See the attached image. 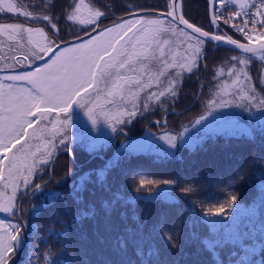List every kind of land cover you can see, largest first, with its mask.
Wrapping results in <instances>:
<instances>
[{"label": "snow or ice", "instance_id": "snow-or-ice-1", "mask_svg": "<svg viewBox=\"0 0 264 264\" xmlns=\"http://www.w3.org/2000/svg\"><path fill=\"white\" fill-rule=\"evenodd\" d=\"M177 4L178 0H168L167 9L163 12L154 9H141L139 12L129 10V18H118L111 27L99 28L110 12L109 5L101 4L88 21L91 30L97 32L96 35H92L88 28H82V32H88L87 39L82 35L64 39L61 38L54 13V2L48 4L44 15L33 16L31 12L22 10L15 0H0V13L21 14L30 20L44 22L49 28L47 33L43 28L35 29L48 43L41 46L38 52H32L31 61L27 56L23 60L13 57L14 62L7 70L9 74L0 76V181H3V188H10L12 193L5 199L4 193L0 192V213L17 217L18 208L14 201L19 199L22 205L29 197L35 199L37 194H42L45 196L42 203L32 206V219H37L45 209L51 208L49 218L63 224L59 220L60 209L57 207L63 194L48 189L49 183L54 182L48 170L49 159H40L37 163L40 146L37 145L33 150L31 145L20 143L29 136L28 129L35 124L43 121L44 127L39 129V135L33 129V139H43V134L51 125V140L58 137L63 151L70 153L73 143V106L85 108L92 125L85 135L92 138L93 133H98L87 150L91 155L104 159L101 153L114 143V138L99 130L98 114L94 107L101 95L106 97L104 107H118V101L124 100L127 88L133 99L131 108H120L113 117H109L104 107L99 113L109 122L112 133L126 135L125 129L138 116L143 119L147 113L157 110L166 116V104H171L175 111V101L179 97L185 72L192 75L202 64L207 67L206 46L209 44L213 48L224 44L236 50L237 54L230 57L232 71L229 74L236 76L234 83H239L241 76L245 81H250L246 68L253 58L264 62V0H208L212 9L210 30L190 23L182 12L177 11ZM229 5L238 6L239 10L233 11ZM249 9L254 11L249 12ZM73 10L78 12L79 5H75ZM145 12L149 14H143ZM242 12L244 16H241ZM236 17L240 18L243 26L231 22ZM75 20L76 17L68 13L62 17V22ZM221 20L233 32L239 33L242 39L224 32L220 27ZM80 23L83 25L85 22ZM33 31V28H24L21 24H0V32L7 34L10 40L26 32L31 42ZM0 70H3L2 65ZM218 75L223 76V71ZM153 85L157 91L151 90ZM89 89L93 91L89 92ZM146 89L148 91L145 93ZM140 93L146 95L143 102H138ZM260 93L258 95L255 88L245 90L242 87L232 90L225 88L222 93H212L204 102L205 110L192 121L191 128L185 126L178 134L166 130V119L154 120L152 123L164 129L161 134L149 131L142 139H130L120 144L102 168L85 171L71 182L68 195L77 207L73 211L65 203V211L73 223L92 220L96 244L114 254L115 258L99 256L100 264H182V261L189 259V254L180 243L185 224L189 231L184 243H197L193 264H201L197 256L204 251L211 254L215 264H222L217 250L226 245L233 247L227 254V264H250L253 255L264 246L256 242L257 236L264 237V221L260 220L257 205L246 208L242 203L238 204L237 195L226 194L223 201L217 200L204 208L199 217L194 209H189L190 219H180L171 224L166 217L161 216L146 232L148 221L146 217L141 218L137 203L177 204V188L187 197L188 194L197 193L195 185L199 182L193 180L185 186L184 177L148 179L141 175L137 179V175L144 170L123 169L122 161L149 155L157 147V155L162 153L161 158L174 157L185 145L195 148L209 137L214 139L218 135L224 136L226 140L251 139V128L240 123L236 117L246 114L249 119H254L257 113H264V81H261ZM153 100L155 103H151ZM201 100L197 98L198 103ZM233 109H239L240 112L230 111ZM113 119L115 123H112ZM260 126L264 130V115L260 117ZM51 140L49 146L55 149ZM161 141L164 144H160ZM17 144H20L19 148H16ZM41 155L51 158L53 152H42ZM118 168L133 193L130 198L125 195L123 185L113 190L108 182L109 174ZM93 177L96 179L93 180ZM244 179L242 172H238L230 183ZM255 179L261 193L260 202L264 204V174H257ZM64 180H67V176ZM55 182L63 187V181ZM90 184H95L109 194L108 198H100L99 209L96 202L85 201V192L95 195L94 189L89 188ZM142 192L145 194L141 195ZM190 203L195 205V201ZM200 224L207 227V235H200L197 230ZM33 227L34 224L25 219L23 212L14 222L12 219H0V264H35L37 253L48 259V253L32 243ZM48 231L58 240L66 236V231L56 232L54 228ZM158 238L160 244L157 243ZM81 239H87L86 235ZM246 240L253 243L245 244ZM40 243L48 246L46 238H42ZM60 246L66 249L68 245L61 243ZM56 247V242H53L52 249ZM130 248L135 259L129 256ZM172 249L176 250L175 253ZM21 254H25L24 261L17 260ZM76 259L83 264H90L83 253ZM257 264H264V261H258Z\"/></svg>", "mask_w": 264, "mask_h": 264}, {"label": "trees", "instance_id": "trees-1", "mask_svg": "<svg viewBox=\"0 0 264 264\" xmlns=\"http://www.w3.org/2000/svg\"><path fill=\"white\" fill-rule=\"evenodd\" d=\"M76 1L77 0H15L22 8H26L34 14L46 11L48 4L54 2V13L58 21L61 38L64 39H71L77 35H84L87 33L82 32L80 28L74 26L70 22H62V17L65 13H69L73 9ZM88 3L97 8H100L101 4L110 6L108 17L104 18L99 24L100 28H104L113 25V21L117 20L118 17L129 14V10L140 11L141 9H154L157 11H165L167 9L168 0H88ZM37 5H39V7H36ZM248 11L251 12L254 11V9H249ZM183 13L189 22L205 30L211 29L207 0H183ZM241 16H244L243 12ZM9 21L23 20L19 16L4 20L0 19V22ZM231 22L236 23L235 20ZM219 23L224 32H227V34L232 35L236 39H242L239 33L233 32L230 28L225 26L222 20L219 21ZM32 25L43 26L45 30H47L46 32H49L48 27L44 23H35ZM238 25L243 26L241 22ZM248 27L249 29L251 28V23H249ZM257 28H259V25H257ZM206 50L208 53L206 57L207 67L205 68L202 64L197 72L192 75H186L187 77L185 76L180 87L178 102L175 105L176 112L169 113L166 116L163 114L160 115V117L164 116L167 118V125L178 128V124H176L178 120L183 121L190 119L194 121L198 118L201 113V102L198 103L197 98H202L203 95L212 91L211 86L216 81L214 78V66L222 63L220 60H223V56L229 58L237 54L236 51L221 47L212 49L211 46ZM18 59L19 58H17V60ZM254 61L256 62L253 63L251 67L253 71L251 77L260 92L264 62H260L258 59ZM171 110L172 109H169L167 112ZM158 114L159 113L156 111L151 112L150 114H146L143 119L138 116L137 119L125 129L126 135L118 133L116 142L117 147L130 139H142L148 130H157L161 128L152 123V121L155 120L154 118L151 119L154 115L159 116ZM188 127L191 128V126ZM200 135H203V133ZM196 138L199 139V136ZM71 147L72 151L70 153L64 152L63 147H59L57 151L62 152L56 156L53 168L48 169L54 181L49 183V191L56 190L63 194L62 199H60L57 204V207L60 209L59 220L62 221L63 224L56 223L49 218L52 211L51 208L45 209L38 215L37 219H32V206H38L42 203L45 199V196L42 194H37L35 199L29 197V199L24 201L20 206V212H23L25 219L26 217L28 219L30 217L34 224L32 229L34 234L32 243L36 248L48 253V259H45L37 253L35 264H53V262L54 264H82V261L76 259L81 253L87 257L90 264H100L99 256L101 255L108 258H115L110 250L104 249L102 246L96 244L93 235L94 223L92 220L86 219L82 223H73L71 217L65 211V203L70 210L74 211L77 207L72 197L68 195V187L71 182L85 171L102 168L105 161L113 156L115 146L112 144L107 150L101 153L104 159L91 155L84 146L78 143H72ZM158 152L159 149L156 148L149 155H139L131 159L123 160L122 168L143 169L144 171L137 175V179H139L141 175L148 179L184 177L183 183L185 186L193 180L199 183L195 185V187H197V193L188 194L187 197L177 188L175 195L179 197V201L174 205L160 202L137 203L136 208L141 218L143 219L146 217L148 221L145 229L146 232L161 216L166 217L167 221L171 224L180 219H190L189 209H194L197 217H199L204 208L210 206L217 200L223 201L226 198V194L237 195L238 204L242 203L246 208L257 205L260 220L264 221V204L260 202L259 198L261 193L258 190L255 179L257 174H264V130H252L251 139L226 140L224 136L219 135L214 139L209 137L204 140L202 144H197L195 148H190L185 145L183 149L177 152L176 156L170 158H161L162 153L157 155ZM179 157H182V159ZM238 172H242L245 179L230 183V181L234 180L237 176ZM65 176H67L66 181L64 180ZM95 179L96 177H93V180ZM55 181H63V187H59ZM108 182L113 186V190L123 185L125 195L129 198L133 195L128 187L126 178L122 175L121 169H113L108 176ZM89 188L94 189L95 195H90L85 192V201L96 202V206L99 209L100 198H108L109 194L96 187L95 184H90ZM144 194L143 192L141 193V195ZM191 201H195V205L191 204ZM233 211L235 212V209H233ZM12 220L14 222V219ZM52 228H54L56 232L66 231V236H62L58 240L55 235H50L48 229ZM197 230L201 236L207 235L208 229L205 225L200 224ZM188 231L189 229L185 224L183 226L184 234L180 237V243L184 247L185 252L189 254V259L187 261H182V264H193V256L196 255L197 243H184ZM85 235L87 239H81V237ZM42 238L48 240L47 247L40 243ZM53 242L57 244L54 250L52 249ZM246 242H248V245L253 243L251 240H246ZM256 242L264 245V237L257 236ZM61 243H67V248H62L60 246ZM157 243L160 244L159 238L157 239ZM48 247H50V249L46 252ZM161 247H163L162 244ZM171 251L175 253L176 250L172 249ZM261 251L264 253V246H262L258 252ZM129 256L135 259L131 248L129 249ZM18 258L19 261H24L25 255L21 254L17 257V260ZM197 259L201 261V264H215L211 259V254L206 251L197 256ZM224 261L225 263L222 262V264H227V256H225Z\"/></svg>", "mask_w": 264, "mask_h": 264}, {"label": "rangeland", "instance_id": "rangeland-1", "mask_svg": "<svg viewBox=\"0 0 264 264\" xmlns=\"http://www.w3.org/2000/svg\"><path fill=\"white\" fill-rule=\"evenodd\" d=\"M75 5H79V11L77 12V11H74L72 9L68 13V14L74 15L76 17V20L74 22H70V23H72L74 26L80 28L81 30H82V28H88L89 30H91V26L88 24V21L92 18V16L94 15L95 11L97 9H99V8H97L96 6H92L90 3H88V0H77ZM228 7L231 10H233V11H235L236 9L239 10L238 6L229 5ZM22 10H26V11L31 12L30 10H28L26 8H22ZM44 14H45V11H41L38 14L32 13L33 16H42ZM17 16L22 18L23 21L0 22V24H21V25H23L24 28H29V27L33 28L34 31L31 34V42H29V36H28V34L26 32L16 35L15 39H11V40L8 38L7 34H4V33L0 32V58H2V59H0V65H2V69L3 70L4 69L8 70V66L14 62L13 61V57H15L16 59L19 58L18 60H23L24 57L27 56L28 60L31 61L32 60V52L33 51L38 52L39 48L41 46H46V44L48 43V41L45 40V38L41 35V33L35 31V29L43 28V26H30V25H28L29 24L28 22L33 23V24H35V23H44V22H38V21L30 20V19L24 17L21 14L0 13V19L1 20L8 19V18H13V17H17ZM234 20L236 21L237 24H239L241 22L239 17H236ZM80 21H84L85 23L82 25L80 23ZM44 31H45V29H44ZM96 34H94V35H96ZM211 46L212 45H210V44L207 45L206 49L210 48ZM230 57L227 58V57L223 56V58H222L223 60H220V62H222V63L220 65L214 66V70H215L214 78H215L216 81L211 86V90L212 91H210L206 95L202 96L201 113L205 110L204 109V102L209 98L210 94L215 93L217 91L222 93L223 89H225V88H227L229 90H232L233 88H237V87H242L245 90H247L249 88H255L257 90V94L260 95V92H259L256 84L254 83V81H253V79L251 77L252 74H253V71L251 70V67H252L253 63L256 62L254 60H257V58H253V60L250 63V65L246 68V73L251 78L250 81H245L244 77L241 76L240 77V82L239 83H234L236 81V76L229 74L230 71H232V63L230 61ZM38 62L39 61H35V63H38ZM42 63H40V64H42ZM237 67H239V66H237ZM3 70H0V76H4L6 74H9L8 71H3ZM221 70L224 73L223 76H219L218 75V73ZM186 75H189V74H187L185 72L184 78H185ZM262 81H264V70H262ZM151 90L152 91H157L158 89L156 88L155 85H153V88ZM92 91H93L92 89H89V92H92ZM133 91H134V89H133ZM147 91L148 90L146 89L145 93ZM145 93H140V101H138V102H143V101L146 100ZM82 94L86 95V93H82ZM105 99H106V97L101 95V97L98 99L97 105L94 107V111L98 114V125H99L100 132L108 133L111 138H114V142H116L117 135H118L119 132L112 133L109 122L107 120H105L103 116L99 115V113L101 112V108L104 107ZM177 102H178V99H176L175 105L177 104ZM132 103H133V99L129 96L127 88H126V90L124 92V100L118 101V107L107 106V107H104V111L108 112L109 117H113V116L118 114L120 108H123V107L131 108L132 107ZM151 103H155V101L153 100ZM109 108L111 109V111H109ZM165 108L168 111L169 109H172V105L171 104H166ZM230 111L240 112L239 109H233V110H230ZM156 112L159 113L158 114L159 116L154 115L153 117H151V119L152 118H154L155 120L156 119L157 120L158 119H161V120L162 119L163 120L167 119L164 116L160 117V115L163 114L161 111L157 110ZM150 113H147V114H150ZM262 115H264V113H257L256 114V118L249 119L247 117V115L244 114V115H238L236 117V119H238L240 121V123L245 124L246 126L251 128V130L261 129L260 117ZM112 123H115L114 119L112 120ZM176 124H178L177 125L178 128L175 127V126H172V125H170V126L167 125L166 126V130L168 132H171L172 134H178L179 132L183 131V128L185 126H187V127L191 126L192 125V120H190V119L183 120V121L178 120ZM43 127H44V122L43 121L40 124H35L33 126V128L28 129L29 136L25 140H22L20 143H26L27 145H31L33 150H35V147L37 145H39L41 151L37 152V158H38L37 163H39L40 159H49V168L52 169L53 166H54L55 158L58 155V153L60 152V151L58 152L57 150L59 149V147H62V146L59 145V138L58 137L55 140H51V137H50L51 125L48 126V129L43 134V139H39V138L33 139L32 138L33 129H36L37 133L39 135V129H41ZM71 128H72L73 143H78L81 146H84L86 150H87V146L90 143H92V139H94L95 136L98 135V133H93V137L92 138H89L87 135H85L86 131H88V130H90L92 128V125H91V121H90V119H89V117H88V115L86 113V109L85 108H81L78 105H74L73 106V110H72V126H71ZM149 131L151 133H156L157 135H159V134L162 133V131H164V129L158 128L157 130H148V132ZM50 140H51V144L56 146L55 149H53L52 147L49 146V141ZM159 143L160 144H164L163 141H161ZM113 145H114V143H113ZM115 145H117V144H115ZM19 147H20V144H17L16 148H19ZM157 149H159V147H157ZM12 151L14 152V151H16V149H12ZM47 151H52L53 152V155L51 156V158H48L46 156H42L41 155L42 152H47ZM56 152H58V153H56ZM9 155H11V152L9 153ZM25 175H27V173H25ZM34 178L35 177H33V179ZM20 190L21 191L23 190L22 183H21ZM0 192L4 193V198L5 199L7 198V196H10L12 194L10 188L9 189H4L3 188V181H0ZM14 203L16 204V206L18 208L17 217H19L21 202H20L19 199H17L16 201H14ZM17 217H9L8 214L0 213V219H4V220L14 219V221H15V219ZM26 220L33 224V222L30 219V217H29V219L26 217ZM247 243L248 242L245 241V244H247ZM49 249H50V247H48L46 249V252H48ZM231 250H233V247L231 245H226L223 249H218L217 250V251L220 252V256H221V261L222 262L225 263V261H224L225 256H227V254ZM235 250L239 251V249H235ZM263 254L264 253L261 251V252H258L256 255H254L252 257V260H251L250 264H257L258 261H264V255ZM18 261H19V258H18ZM94 261H95V259H94ZM82 264H83V262H82Z\"/></svg>", "mask_w": 264, "mask_h": 264}, {"label": "water", "instance_id": "water-1", "mask_svg": "<svg viewBox=\"0 0 264 264\" xmlns=\"http://www.w3.org/2000/svg\"><path fill=\"white\" fill-rule=\"evenodd\" d=\"M177 11L178 12H182L183 13V9H182V0H178V4H177ZM139 12V11H138ZM211 12H212V9L210 8V6H209V14L211 15ZM143 14H149V13H147V12H145V13H143ZM127 16H129V15H127ZM126 16V17H127ZM186 19V18H185ZM191 23V22H190ZM92 34V33H91ZM242 42H244V41H242ZM218 47H224V48H227V49H231V50H234L231 46H228V45H224V44H221L220 46H218ZM218 47H215V48H218ZM234 51H236V50H234Z\"/></svg>", "mask_w": 264, "mask_h": 264}, {"label": "bare ground", "instance_id": "bare-ground-1", "mask_svg": "<svg viewBox=\"0 0 264 264\" xmlns=\"http://www.w3.org/2000/svg\"><path fill=\"white\" fill-rule=\"evenodd\" d=\"M182 1H183V0H182ZM137 12H138V11H137ZM209 16H210V14H209ZM221 48H224V47H221ZM225 49H227V48H225ZM229 50H231V49H229ZM232 51H234V50H232ZM173 112H175V111L171 110V111L168 112V114H169V113H173Z\"/></svg>", "mask_w": 264, "mask_h": 264}]
</instances>
